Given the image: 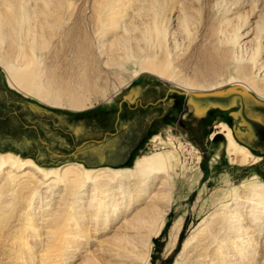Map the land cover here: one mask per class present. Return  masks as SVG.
Segmentation results:
<instances>
[{
  "label": "bare ground",
  "instance_id": "6f19581e",
  "mask_svg": "<svg viewBox=\"0 0 264 264\" xmlns=\"http://www.w3.org/2000/svg\"><path fill=\"white\" fill-rule=\"evenodd\" d=\"M196 1L201 3L198 8L189 0H71L67 5L63 0H0V67L16 92L52 109L79 113L99 99L114 100L115 95H105L109 89L115 94L127 85L114 77L122 73L128 74L129 81L142 72L159 76L186 96L192 90L212 89L217 86L211 76L214 69L210 78L207 75L213 67L209 70L206 65L208 71L203 70L207 78L198 69L192 79L181 77L180 69L170 71L181 47L201 41V52L196 49V55L203 56L200 62L209 60L208 65L223 70L232 66L235 76L230 80L240 79L247 92L264 100V13L245 32L242 28L250 21L235 10L239 2L236 6L216 0L212 6L209 0L212 12L202 13L204 0ZM75 9L74 16L65 13ZM50 46L54 47L51 60L46 53ZM105 67L113 69L110 74L116 83L102 76ZM222 129L223 157L229 164V173L223 177L228 180L226 189L216 195L214 211L184 241L183 251L187 249L192 257H185L182 264H202L200 258H207V264H237L239 256L252 252L249 241L254 230L250 226L264 223V181L251 172L260 158L238 144L226 126ZM158 140L169 148L161 146V152L137 157L131 169H92L78 163L46 168L18 154L0 152L1 217L6 213L4 220H9L17 206L24 214H32V218L26 215L31 224L45 223L48 237H56L47 238L44 255L50 260L60 257L57 248L66 252L71 238H86L81 249H95L85 255L84 264H145L150 238L164 227L171 208L173 197L168 189L175 183L173 174L183 175L189 159L195 166L194 182L201 176V155L195 147L187 150L191 159L183 155L185 147L179 144L176 148L168 135ZM236 167L240 177L237 173L233 182L230 174ZM55 195L58 203L50 210ZM181 224L182 216L174 223L173 243ZM91 232L105 241H98ZM55 240L66 246L60 247Z\"/></svg>",
  "mask_w": 264,
  "mask_h": 264
},
{
  "label": "rangeland",
  "instance_id": "374dc122",
  "mask_svg": "<svg viewBox=\"0 0 264 264\" xmlns=\"http://www.w3.org/2000/svg\"><path fill=\"white\" fill-rule=\"evenodd\" d=\"M68 1L71 0H63L65 5L68 4ZM192 1H195L192 6L194 4L197 5L193 6L195 8H198L201 4H198L196 0H189L190 3ZM200 1L203 3V0ZM208 1L204 0L203 5H205L202 6V13H208L210 9L212 10L211 7L216 2V0H211V5L214 3L211 6ZM231 1L234 2L230 3ZM227 2L228 5L235 4L237 6L239 4L237 6L239 8L235 9L240 13L237 14L247 16L250 22L243 27L244 29L242 28V31L245 30V32V28L251 27L250 29H252L259 19L258 16L261 12L264 13V0H227ZM65 5L64 9L66 7ZM211 10L210 12H212ZM194 11L192 10L191 12L197 16V11H195L196 13ZM70 12L74 16L76 9L74 11H65V13ZM199 38L201 39L200 36ZM199 38L198 40H200ZM201 43V41H197L193 44L194 46L192 45L189 48L186 45V49L185 47H181V50L178 51L179 53L177 52L179 57L175 58L171 65L179 67H171L170 71L175 69L178 72L180 69L181 75H179L181 77L192 79L197 76L196 71L199 70L198 74L201 73L205 77L207 75L205 71H208L207 66H209V70L213 67L208 72L207 77L214 69L213 73L215 74L211 73V76L212 78L214 77L212 80H215L217 86H214L212 89H209L211 88L209 87L207 90L202 91L192 90L193 93L225 92L230 88L236 93L243 90L247 93L245 101L248 104V112L264 116V100L258 98L251 91L247 92L240 85V79L230 80V77L235 76V70L232 66H225L224 68L226 70L217 69L212 64L208 65L209 63L207 61L209 60L206 61L204 59L205 67L202 69L201 66L204 62H200V60L203 59V56L202 54H200L201 56L196 55L197 50L199 49V52L202 49ZM49 50V52H46L48 54L47 57L51 56L53 52L51 50H54V47L51 48L50 46ZM195 58L196 60L198 58L197 61L202 65L199 62L197 65ZM50 60L47 59L49 63ZM204 69L205 71H203ZM200 70L202 71L200 72ZM112 71L113 69L111 68H102V76L107 77L106 79L112 80L114 83L117 82V80L114 81V77L115 79L116 77L120 78L121 82H128L127 85L120 88L115 94L112 89L107 90L105 96L109 98L111 95H115L114 100L104 102L102 99H99L92 104L90 109L75 113L52 109L29 96L26 97V95L11 89L0 67V152L18 154L23 158L33 160L42 167L49 168L63 166L69 163L81 164L72 159V154L76 149L83 146L84 152L90 158L93 157L87 164H81L86 168L98 169L107 167L111 169H131L137 157L153 154L156 151L161 152L162 147L164 149L169 148L160 145L158 140L159 138L163 139L166 135L171 138L176 148L179 144H181L182 148L185 147L183 155L186 158H191L189 153H187L189 147H195L201 155V163L199 164V174L201 176L195 183V166L191 164L189 159L187 160L189 165L187 164L185 175L175 176L173 174V181L175 183L173 184V188H170L171 190L168 189L173 197L171 208L166 217L164 227L156 237L150 238L152 245L149 248L148 261L145 264L186 263V259L192 256L191 253H188L187 249L183 251L184 241L189 239L195 233V229H197L202 220L208 218L211 212L214 211L212 205L215 203L216 195L226 189L225 186L228 180H224L223 177L226 172L229 173V164L223 157L222 149L223 145H225V137L221 133L223 130L222 126L226 125L233 134L244 132L246 129L244 123L234 116L238 110V100L236 99L235 103L227 109L211 106L199 111L190 102L189 97H186L182 89H178L173 83L164 78L142 72L137 78L129 81L128 74L122 73L123 75L117 74L114 76L110 74ZM117 85L115 84V86ZM190 107L194 108L191 112H189ZM41 131L45 134V138H43ZM37 132L41 134L40 137L36 136ZM28 134H30L32 140H28ZM256 135L257 139L255 141L242 139V145L249 149L254 156L260 158V161L256 162L251 168V172H255L264 181V131H259ZM156 136L158 137L157 140H155L157 138ZM58 138H61L63 142L53 141ZM97 141H100V143L98 144ZM42 151L43 154L46 152L43 155L44 158H40V154H38V152ZM111 151L116 152L114 157L104 162L97 161V156L100 152L107 153ZM175 173L176 175L178 173L180 174V171L178 172L176 170ZM231 174L230 180L234 182V178L237 175L240 177L239 168L236 167L235 170L231 171ZM246 174L247 171L243 175ZM57 198L58 195H55L50 201V210L55 209L54 207L57 206ZM13 209V217L11 216L10 221L4 220L8 219V215L4 213L1 217L0 212V264H57L58 262V264H84L85 255L90 250L95 249L82 248L84 249L83 252L80 251L82 250L80 246L86 238H84L85 240L77 238L78 241L71 238L72 243L70 244L69 242L67 246L62 240V242L55 240L61 244L60 247L66 246V252L56 247V251L59 252L60 257L55 260H50L45 257L47 253L45 246H47L46 244H48L49 240H54L56 237L52 239L49 238L51 236L48 237V234H46L47 228L45 227L47 225L45 223L33 225L34 223L31 224L28 222L27 217L32 218V214H24L23 209H19L17 206ZM180 216H182V224L180 225L178 238L173 243L172 238L176 232V229L173 228L174 223ZM88 218L91 219L93 217H87L86 219ZM81 225L83 224L81 223ZM250 227L254 230V233L250 235L253 238L251 237L249 241V246H251L249 251L252 252L249 254L245 252L246 255L244 257L238 255L239 263L237 264H264V223L261 227ZM35 233H39V235L35 236ZM89 234L92 236L95 235L96 238L98 237V241H105V237L101 238L100 234L98 235L93 232ZM96 241H92V244L94 243L96 245ZM254 244L258 247H255ZM256 248L258 250H255ZM254 251L257 252L255 253ZM90 254L88 255L91 256ZM185 257L187 258L185 259ZM229 258L232 257L229 256ZM45 259L46 261H44ZM251 259L254 260L251 261ZM201 260L203 262L202 264H204L207 258H200L198 261ZM236 260L234 262H238ZM222 264L225 263L223 262Z\"/></svg>",
  "mask_w": 264,
  "mask_h": 264
},
{
  "label": "flooded vegetation",
  "instance_id": "af4514ba",
  "mask_svg": "<svg viewBox=\"0 0 264 264\" xmlns=\"http://www.w3.org/2000/svg\"><path fill=\"white\" fill-rule=\"evenodd\" d=\"M227 96H228L227 93L223 94V97H227ZM246 97L247 96L245 95V96H242L241 98H239V97L233 95L232 98L229 101L222 100V99H217L215 101L217 105L216 106H212L211 105L212 107H219V108H222L219 105H224V106H226L225 108L227 109V108H229L231 105H233L235 103L236 99L238 100L237 101L238 102V110L236 111V114L234 116L239 118L241 120V122L244 123V126L246 127V129H245L244 132H240L238 134H233L232 132L231 133H232L233 137L235 138V140L241 145H242V141L243 140L251 139V140L255 141L257 139L256 133L259 132V131H264V116L263 115L259 116V115H256V114L248 112V110H247V107H248L247 105L248 104L245 101ZM211 106H207V107H211ZM207 107L201 106L200 108H197V107L196 108H197V110L200 111L203 108H207ZM225 108H222V109H225ZM193 110H194V108L192 109V111ZM189 112H191V111L189 110ZM41 134L43 135V138H45L44 137L45 134H43L42 131H41ZM41 134L39 132H37L36 136L40 137ZM27 137H28V140H32L30 134H28ZM158 137H159V135H158ZM156 139H158V138H156ZM37 141L39 142V140H37ZM53 141L54 142H60V143L63 142L61 140V138L55 139ZM97 142H98V144L100 143V141H97ZM102 142H103V140H102ZM115 153L116 152H114V151L107 152V153L100 152V154L97 156V158H98L97 161H99V162L108 161L111 157L115 156ZM38 154H40V158H44L43 155L46 154V152H44V154H43V151H42V152H38ZM92 158H90V156L84 152L83 146H81L78 149H76L73 152V154H72V159H74L75 161L80 162L81 164L82 163L83 164H87L88 162H90L92 160Z\"/></svg>",
  "mask_w": 264,
  "mask_h": 264
},
{
  "label": "water",
  "instance_id": "95a60500",
  "mask_svg": "<svg viewBox=\"0 0 264 264\" xmlns=\"http://www.w3.org/2000/svg\"><path fill=\"white\" fill-rule=\"evenodd\" d=\"M225 93H227L228 95L227 97H223V94ZM233 95L241 98L242 96H245L246 93L243 90H241L239 93H235L232 88L228 89L225 92L215 91L212 93H199V92L188 93L190 102H192V104H194L197 108H200L201 106H204V107L211 106V105L216 106L217 104L215 101L217 99L229 101ZM219 106L222 108L226 107L224 105H219Z\"/></svg>",
  "mask_w": 264,
  "mask_h": 264
}]
</instances>
